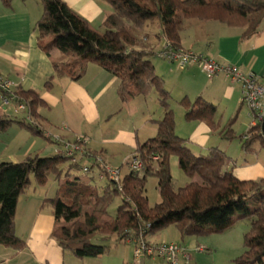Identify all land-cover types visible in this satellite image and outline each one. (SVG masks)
I'll list each match as a JSON object with an SVG mask.
<instances>
[{"label": "trees", "instance_id": "1", "mask_svg": "<svg viewBox=\"0 0 264 264\" xmlns=\"http://www.w3.org/2000/svg\"><path fill=\"white\" fill-rule=\"evenodd\" d=\"M0 1L5 6L12 2ZM105 1L112 10L98 26H93L64 0H40L42 12L34 26L37 45L50 59L53 77L57 79L77 81L88 64L93 63L118 79L117 93L124 103L156 93L162 109V116L151 120L156 133L135 148L142 169L128 168L120 184L100 179L105 184L97 187L93 181L99 180L98 173H104L107 165L98 162L96 154L84 156L89 163L78 159L71 162L64 153H29L17 162L1 161L0 245L15 250L24 247V241L15 232L18 197L31 180L42 186L53 176L58 181L57 192L46 200L54 218L51 236L61 249L76 258L100 257L111 244L151 245L149 236L169 225L178 230L183 240L223 233L247 220L243 251L232 263L264 264V177L238 179L232 173L233 159L224 150L212 146L195 154L188 139L176 134L171 95L152 62L162 45L156 49L149 47L146 36H141L146 26L154 24L157 39L164 37L172 48H182L180 35L187 21H217L239 28L243 42L264 30V0ZM45 86L51 87V78ZM9 96L15 106H23L27 116L19 120L0 116V132L16 124L31 134L43 136L45 129L39 110L46 104L40 93L16 87ZM178 104L184 108L186 120L204 122L222 140L236 137L232 129L234 117L221 127L214 120L216 106L201 96L193 100L183 97ZM243 135L237 137L244 152H254L255 143L264 147L260 127L247 139ZM172 156L177 157L178 166L187 177L179 187H175L171 174ZM85 166L88 173L83 172ZM148 176L155 177L159 195V201L153 205L146 195ZM117 197L120 203L112 214L109 208ZM96 236L101 243L92 242Z\"/></svg>", "mask_w": 264, "mask_h": 264}, {"label": "crops", "instance_id": "2", "mask_svg": "<svg viewBox=\"0 0 264 264\" xmlns=\"http://www.w3.org/2000/svg\"><path fill=\"white\" fill-rule=\"evenodd\" d=\"M64 1L89 23L97 21L99 24L112 10L105 0ZM41 12L42 5L37 0H12L10 6H5L0 1L1 73L15 84V88L35 89L40 93L46 106L40 108L39 113L46 129L50 127L59 129L66 126L69 131L62 134L71 132L87 136L89 147L101 152L105 160L107 159L106 146L102 144L118 142L117 144L121 146L130 147V149L133 147L134 151L138 143L144 142L156 133V126L151 120L162 116L158 100L157 117L154 116V112V114L147 112L145 97H136L130 102H122L117 93L118 79L93 63L88 64L84 75L77 81L53 77L51 61L38 47L37 32L34 29ZM240 34L239 28L208 21L205 26L192 25L182 31L180 46L211 57L221 64L236 65L245 73H264V30L243 42L240 40ZM161 45L157 43L155 49ZM152 62L156 73L163 78L165 88L170 92V105L174 115V106L182 107L178 101L183 97L193 100L201 96L215 106H217L216 102L226 99L228 103L236 104L238 109L240 108L241 86L238 83H231L223 73L206 79L197 64L179 68L174 66V62L166 60L163 62V60L155 59ZM50 78L51 87L47 89L45 85ZM137 98L142 99L143 103L137 102ZM132 103L141 104L137 118L131 119L126 126L118 122L116 124L114 120L120 112L126 108L129 109L131 106L129 104ZM66 106H69L76 114H73L75 119L70 117ZM57 107L62 109V118L56 116ZM15 109L25 114L17 118L18 120L26 118L27 113L24 109ZM0 116L16 119V116L8 114L6 107L1 103ZM182 119L183 122L185 121L183 129L185 128L186 133H177L183 125L180 122L176 123V118L175 132L188 139L191 150L194 146L197 150L199 149V153H203L202 150L206 152L210 147L218 146L209 145L211 139L219 137L213 134L204 122L188 121L184 116ZM12 128L19 130L18 132H24V129L14 124L6 132L0 133L11 132ZM94 135L96 137H93ZM0 141L7 144L6 140L0 139ZM55 151L54 148L50 154H56ZM107 161L110 164L109 160ZM113 167L122 169V166ZM127 171L128 169L123 174ZM232 173L241 180L264 177V163H259L257 160L252 163L247 160L242 164L234 163ZM57 188L58 183L54 177H50L42 186L35 185L31 180L30 186L18 197L15 232L24 241V247L15 250L0 245V264H169L161 257L135 259L132 245L126 243L111 244L107 253L96 258H76L69 251L61 249L51 236L54 218L51 207L46 203L47 199L56 195ZM232 228L219 234H225ZM156 234L152 235L155 242L180 243L175 240V237L172 240H162L164 238L160 237L161 233ZM178 236L182 241L180 244L183 243L182 245L186 247L190 255L186 262L180 261L179 264H201L200 258L193 257L190 251L206 249L207 246L200 242V238L203 237L190 236L182 240L180 235Z\"/></svg>", "mask_w": 264, "mask_h": 264}, {"label": "rangeland", "instance_id": "3", "mask_svg": "<svg viewBox=\"0 0 264 264\" xmlns=\"http://www.w3.org/2000/svg\"><path fill=\"white\" fill-rule=\"evenodd\" d=\"M37 1H40V0H37ZM186 23L187 24L185 25V28L182 31H184L185 29L189 28V26H192V25L205 26L206 22H202L198 20H191V21H187ZM91 24L93 26H98L97 21ZM157 32H158V29L156 28L154 24L148 25L146 26V28L143 29V33L141 34V36L142 37L146 36L147 38L146 44H148L149 47L150 46L155 47L157 43L158 45L160 44H162V46L164 45L165 43L164 37H162L161 39H157L156 37ZM155 59H159V58L156 56H153L152 60H155ZM159 60L162 61V59H159ZM175 64L174 66L177 67L178 65L177 64L175 65ZM205 78L209 79L206 75H205ZM136 101L139 103H141L140 101H142L143 103V100L140 98L139 99L137 98ZM145 102H146V108L148 110L146 111L149 112V114L155 113L154 116L157 117V111L159 107H157L156 93L152 92L147 97H145ZM13 105L14 104H8L6 106V109L9 115L16 116V119L20 118L21 116H25V114L21 110L17 111L15 109V108L19 109L17 106L15 105L13 106ZM129 105H131L130 108L129 109L126 108V110H122L120 114L117 116L116 120H114L116 124L118 122V124L122 126H126V125H129L131 119L137 118V115L140 112L139 106L141 104L132 103ZM216 105L218 107L216 106V115H215L214 120L216 121V123H219L221 127H223L230 118L234 117L232 129L236 137L230 141H226V140H222L217 137H214L213 138L214 140L211 139L209 145H218L219 148L224 150L225 153L233 159V161H231V163L233 164L234 163L242 164L245 162V160L250 161V163L256 160L259 163H264V147H260L258 143H255L254 144L255 151L251 153H246L242 150L241 143L237 137L238 135H241V134H248L250 136L252 132V130L248 131L249 118L247 117L245 108L240 106V108L238 109V105L230 104L227 102L226 99L216 102ZM47 109H48V106H47ZM56 109L58 111L57 112L58 114H56V116L58 118H62L61 107H57ZM174 109H175L176 123L180 122L182 123L181 125H183V126L180 125L182 128H180L179 131L177 130V133L185 134L186 133L185 128L183 129V127L185 126V124L183 123L185 121L183 122V119H182L184 116V110L180 106H174ZM141 110H142V107H141ZM66 111L68 112L70 117H73V114H75L72 112V109H70L69 106H66ZM73 119L75 118L73 117ZM40 123L45 129L43 136L31 134L27 130H24L22 134L21 132H18L19 130H16L15 128H12L11 132L0 133V139L7 141V144L2 143V141H0V162L1 161H12V160H13L12 162L20 161L29 152L31 154L38 153L40 156H47V155H50V152H53L54 148L56 151H59V149L61 151V149H63L64 143L66 142L70 145H75V147H77L78 150H75V152L73 153V156L77 157L76 159L81 160V161L85 160L84 161L85 163H89L90 160L85 159L86 157L84 158V156H87V155L94 156V154H96L95 155L96 160L101 163H106L107 167L115 168L113 166H122L121 174H123L126 171V169L131 167V162L133 161V159L139 158L136 154V150L134 149L133 151V147L132 149H130V147L121 146L120 144H117L118 142H114V143H109L108 145L102 144L106 146L105 149H106L107 159L105 160L101 152L97 150H93L89 147V144H88L89 140L87 136L77 134V133H71V132H69V134H62L64 132L69 131L66 126L59 127V129L53 128V127H50V129H46L45 124L43 123L42 120H40ZM147 127L152 128L149 125H147ZM53 135L58 136L57 141L53 140ZM80 137H83V139H85V143L82 140H79ZM93 137H96V135H94ZM192 151L195 154L199 153V149L197 150V148H195L194 146H192ZM202 151L205 152L204 150ZM80 152H83V154L80 155L79 154ZM65 156L67 155L65 154ZM73 156H69L70 160L72 159ZM107 160H109V163L112 164L113 166L108 164ZM170 169H171V174L174 179L175 187L182 186L186 182L187 177L184 174V172L179 168L178 160L176 156H172L170 158ZM93 174L95 176L96 169L93 171ZM258 178H262V177H258ZM82 179H85V178L82 177ZM93 183H95L97 187H102L104 186L105 181L103 180L100 181L99 179V180H94ZM155 184H156L155 177L148 176L145 187H146V195L151 205L159 201V195L155 188ZM119 203H120L119 197L115 198L113 204L109 208L110 213L113 214L115 212V209ZM248 228H249V223L247 220L239 221L233 226L232 230L226 232L225 234H211L207 238L206 237L200 238V242L207 246L206 249L204 250L200 248L201 251L197 249L191 250L190 253L193 255V257L195 256L199 257L200 258L199 261L201 262V264H233L232 260L235 257L239 256L243 251V236H244V233L248 230ZM158 232L161 233L160 237L164 238L162 240H172L175 237L176 241L180 243L182 242L179 239L178 230L173 225H169L159 230ZM156 233L155 235H157ZM149 241L151 244L162 243L160 241L155 242L152 239V235L149 236ZM92 242L101 243V240L98 238V236H96L93 238ZM172 243H176V242H172ZM131 245L133 248V244Z\"/></svg>", "mask_w": 264, "mask_h": 264}, {"label": "built area", "instance_id": "4", "mask_svg": "<svg viewBox=\"0 0 264 264\" xmlns=\"http://www.w3.org/2000/svg\"><path fill=\"white\" fill-rule=\"evenodd\" d=\"M157 57L168 62H174L179 68L197 64L208 78H213L219 73H223L231 83H238L241 86L240 105L245 108L247 117L249 118V128L253 129L251 135L254 133V129L258 127L264 133V73H245L236 65L221 64L215 59L191 49L172 48L168 43H164L161 50L157 53ZM14 88L15 84L0 71V103L3 106L6 107L8 104L13 103L9 94ZM17 107L19 109L23 108L22 105H18ZM248 137V134L243 135V139H247ZM57 139L58 136L53 135V140L57 141ZM79 140L85 143L83 137H80ZM75 150H78L75 145H70L66 142L63 149L61 151L59 149L56 152L61 154L63 152L67 156H73ZM79 154L81 155L83 152ZM76 158V156H73L71 162H75ZM130 168L141 170L140 159H133ZM83 172H89L87 166L83 168ZM98 178H105L112 183L120 184L122 174L120 169L106 167L104 173H98ZM133 255L135 259L161 257L169 264H179L180 261L186 262L190 257L185 246L172 242L151 245H146L143 242L135 243L133 244Z\"/></svg>", "mask_w": 264, "mask_h": 264}]
</instances>
